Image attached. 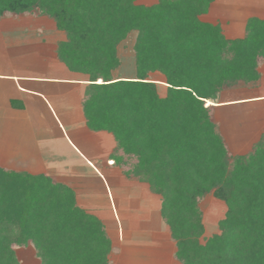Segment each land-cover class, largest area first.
Instances as JSON below:
<instances>
[{"label": "trees", "instance_id": "16d2710c", "mask_svg": "<svg viewBox=\"0 0 264 264\" xmlns=\"http://www.w3.org/2000/svg\"><path fill=\"white\" fill-rule=\"evenodd\" d=\"M213 1L0 0V18L45 16L64 33L55 55L87 77L85 125L111 134L113 165L159 197L176 264H264V133L232 155L206 105L221 91L258 85L264 20L249 18L244 36L227 40L199 19ZM132 32L135 77L113 78L117 48ZM154 72L164 77V96L149 79ZM206 195L226 210L201 243ZM28 246L40 264H109L112 249L67 185L0 168V264H20L14 248Z\"/></svg>", "mask_w": 264, "mask_h": 264}, {"label": "crops", "instance_id": "0c3cea01", "mask_svg": "<svg viewBox=\"0 0 264 264\" xmlns=\"http://www.w3.org/2000/svg\"><path fill=\"white\" fill-rule=\"evenodd\" d=\"M261 1L214 0L199 19L218 25L227 40L241 39L249 18L264 20V5ZM140 5L148 6L144 3ZM27 23L24 20L0 19V150L4 149V153H0L4 155L0 156V168L32 175L42 174L71 188L77 207L96 217L103 225L112 248L109 264H176L175 245L161 218L159 197L150 192L147 184L130 180L115 168L108 156L109 151L103 157L90 154L86 139L79 138L78 132H75L77 127H82L81 134L87 137L102 134L88 130L85 125L82 95L80 93L79 99L76 93L81 92L86 82L78 78L48 76L47 71L51 69L46 61H58L55 46L47 42L45 36H32L31 31L26 30L29 27ZM258 72L260 79L256 87L224 90L214 103L206 102V105H213L214 120L232 155L246 154L264 133V62L259 65ZM63 85L69 86L64 96L60 90ZM72 88L76 91L74 108L68 112L59 101L70 96L68 93ZM228 91H244V94L235 96L226 94ZM45 109L56 125L52 129L77 158V163L68 157L63 163L61 158L64 153L60 149L55 153L46 150V144L56 135H53L44 119ZM17 128L22 135L24 132L31 135L34 139L32 144L26 141L27 138L19 140L21 136L15 130ZM110 137L105 138V141L107 139L111 151L115 143L113 146L114 140ZM13 153L14 156H10ZM53 165L64 168L55 169ZM78 172L91 174L98 181L87 182L85 176ZM91 185L103 187L106 200L100 193L93 198L89 193L77 192L79 186ZM103 200L108 204H100Z\"/></svg>", "mask_w": 264, "mask_h": 264}, {"label": "rangeland", "instance_id": "374dc122", "mask_svg": "<svg viewBox=\"0 0 264 264\" xmlns=\"http://www.w3.org/2000/svg\"><path fill=\"white\" fill-rule=\"evenodd\" d=\"M154 1L155 0H136V4H141V3L143 4L144 3V4L149 6V5H152V3H154ZM261 2L264 5V0H262ZM240 14H241V11L239 10L238 15H240ZM0 19L1 20H5V19L6 20H15L16 19V20L28 21L29 23H27V25H29V27L26 30H28V31L30 30L32 36H36V37L45 36L46 41L50 42L54 46H56L58 41H61L64 39V33H62L61 31H58L55 28L54 22L45 16L35 17V16L29 15V16L15 17L12 15H5V16L1 17ZM134 36H135V33L132 32L131 34H129V36L123 42H121L119 44V46L117 48V55L121 61V65L116 71L113 72V78H117V79H121V78L129 79V78H131L132 79L135 77L134 56L132 53V45H133V41H134ZM30 38H32V37L30 36ZM47 55H49V54H47ZM34 61H37V60L34 59ZM32 63H33V59H31V64ZM34 64L36 65V63H34ZM47 64H48L49 69H51L50 71H47L48 76L78 78L80 80H83L84 82H86V80H87V77H85V76H82L79 74H77V75L71 74L56 60L54 61V60L48 59L46 61V65ZM149 79L151 81L155 82L156 84H158L157 92H158L159 96H164V94H165L164 77L160 73L154 72V73H151L149 75ZM66 88H69V86H66V85L61 86L60 90H61V93L63 94V96L67 93V91H69V89H66ZM83 90H84V88L81 90V92L77 91V93H76L79 99H80V97H79L80 93L82 95ZM75 92L76 91H74V89L72 88V91H70V93H68L70 96H68L67 98H63L59 101L60 105L63 107V109H64V107H66L68 112L72 111L71 109L74 108L73 102L75 99V97H74ZM242 92H244V91H236V92L234 91L232 93L231 92L229 93V91H228L226 94H235V96L236 95L239 96V95L244 94ZM70 98H72V99H70ZM70 101H71V104L69 103ZM238 108H239V110L245 111V109H242L241 107H238ZM236 111L237 110H235L234 114L236 113ZM45 112L43 113L46 116V117L44 116L45 117L44 119H46L48 126L51 128V131H53L52 132L53 135H56V136H54V138H53V136H51V138H53V140L50 143L46 144V146H47L46 150L47 151L51 150V153L52 152L55 153V151H58L60 149L64 153L62 155L63 157L61 158L63 163L66 161L64 159L67 157L70 161H72V162L74 161V163H75L77 158L74 156L73 153H71L70 149L67 147L65 142L63 140L58 139L56 132L52 129V127L54 128L56 125H55V123H53L52 117L50 116L49 112L47 110ZM77 126H75V127H77ZM15 130H17L18 133H20V131H21V130H18V128ZM81 130H83L82 127H77L75 129V132H78L79 138L84 139V140L86 139L88 149H90V154H95L98 157H103L107 151H109L108 156L111 154L113 148L110 151L107 139L105 141V138H111L110 137L111 134H109L105 131H99L102 134H93L90 137H87V135H85L84 133L81 134ZM19 135L21 136V137H19V140H21L22 138H23V140H24V138L25 139L27 138L26 141H28L29 144H32V141L34 139L32 140L31 135L28 136L25 134V132L23 133V135L21 133ZM92 136H94V137H92ZM40 140H38V141H40ZM1 141H2V139H0V142ZM36 143H37V141H36ZM112 144L114 146V142ZM39 149H40V145H39ZM16 150L17 149L14 150L15 154L17 152ZM2 151H4V149H1L0 153H2ZM10 151H13V150H10ZM82 151L84 152V150H82ZM14 153L11 154L10 156H14ZM84 153H86V152H84ZM2 154L0 155L1 157L4 156ZM30 155H33V154L31 153ZM47 161L50 164V159H48ZM66 166H68V164ZM11 167L18 168L20 166L12 165ZM49 167H52V166H49ZM54 167H56V166H54ZM114 167L117 168L115 165H114ZM57 168L63 169L64 167L59 166V167H56L55 169H57ZM81 169L82 168H80V170ZM82 172H84V171H82ZM35 173H37V172H35ZM78 173L82 176H85L84 180L87 179V180H85L87 182L91 183L92 181L97 180L91 174H88V173L82 174L81 172H78ZM77 192L79 194L81 192L89 193L90 196H92L93 198H95V196H97L96 195L97 193H100L103 195L104 199L106 200V194L104 192L103 187L96 188V186H94V185H91V187L79 186L77 188ZM106 203L107 202L104 200L100 201V204H103V206H105ZM199 207H200L202 214H203V223L205 226V232H204L203 238H201V240H200V242L203 243L204 239H206L209 236H211L212 234L218 232L217 231V221L223 217L226 208H225L224 203L221 200L214 198L212 195H206L200 201ZM14 252L16 255V259L20 264H40L39 260L34 255V250H33L32 246L15 247ZM107 259L109 261V255L107 256Z\"/></svg>", "mask_w": 264, "mask_h": 264}, {"label": "snow or ice", "instance_id": "6c2138e0", "mask_svg": "<svg viewBox=\"0 0 264 264\" xmlns=\"http://www.w3.org/2000/svg\"><path fill=\"white\" fill-rule=\"evenodd\" d=\"M210 103V102H209Z\"/></svg>", "mask_w": 264, "mask_h": 264}]
</instances>
